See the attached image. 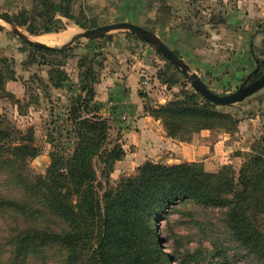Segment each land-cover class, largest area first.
Returning <instances> with one entry per match:
<instances>
[{"label":"rangeland","instance_id":"1","mask_svg":"<svg viewBox=\"0 0 264 264\" xmlns=\"http://www.w3.org/2000/svg\"><path fill=\"white\" fill-rule=\"evenodd\" d=\"M52 4L64 5L71 18L56 11ZM165 5L170 8L169 13ZM230 10L238 13L234 16L237 24L228 22L226 15ZM0 16H7L31 40L45 33H62L70 26L77 27L79 32L128 21L148 30L153 28L190 71L197 74L203 86L219 97L230 96L254 81L249 76L254 63L244 65L242 74L239 71L245 55L249 57L250 41L255 59L264 61V0H0ZM77 23L94 26L83 28ZM224 26L227 29L221 30ZM78 32L61 44L50 45L69 47L57 54L34 49L0 19V71L5 77H13L5 78L0 86V116L3 130L9 133L0 145L8 147L31 134L38 149L36 156L23 160L0 151V200L6 201L0 204V264H72L71 256L76 251L56 244L43 245L34 248L35 251L30 246L21 256L6 248L5 243L12 235L9 229L18 223L14 218H19L22 212L7 203H20L31 214L41 210L50 221L41 200L45 198L43 190L31 188L30 182L50 167L52 151L58 149L64 156L72 153L76 133L70 111L76 95L81 93V78L89 65L95 77L94 90L103 78L117 75L126 80L127 74L138 72L137 93L145 110L173 100L184 91H197L170 61L129 31L114 30L96 39L78 37ZM261 71L264 73V66ZM61 72L64 76L60 78L65 79L55 85ZM143 79L148 81L146 88L140 87ZM164 83L170 96L159 102L165 92ZM96 95L95 90L91 107L101 115ZM212 106L231 117L232 121L222 116L212 118L226 128L214 126L193 135L178 133L176 137L190 142L203 131L207 135L202 137H206L209 145L227 137L219 156L210 160L213 164L205 166L201 159L183 161L174 155H168L167 162H154L165 165L188 162L209 172L230 165L237 174L254 154L259 156L261 160L253 161L259 174L252 197L243 204L244 217L252 229L249 242H239L229 234L224 225V209L186 202L175 205L158 222L159 244L171 264H264V250L255 249L259 245L258 236H264V86L241 101ZM109 133L116 139L114 131ZM209 150L213 151L211 146ZM135 169L122 172L115 161L107 183L98 171L103 183L100 192L114 189L120 177L133 174Z\"/></svg>","mask_w":264,"mask_h":264},{"label":"trees","instance_id":"2","mask_svg":"<svg viewBox=\"0 0 264 264\" xmlns=\"http://www.w3.org/2000/svg\"><path fill=\"white\" fill-rule=\"evenodd\" d=\"M63 6L52 4V8L70 19L68 9ZM164 9L169 13L168 6L165 5ZM77 24L83 28L94 26ZM149 30L155 31L153 28ZM30 45L36 50L57 54L69 49L67 45L60 48ZM256 62L255 70L249 75L253 80L263 74L264 61ZM60 74L58 78L64 76L63 72ZM92 75L93 69L89 65L81 78V93L76 95L70 111L76 133L72 153L64 156L58 149L52 151L50 167L45 174L35 176L30 182L31 188L43 190L42 197L45 198L41 200L50 221L41 210L31 214L20 203H7L22 212L19 218H14L18 223L9 229L12 235L5 243L6 248L21 256L29 251L30 246L37 250L43 245L56 244L76 251L71 256L72 264H171L159 244L158 222L175 205L186 202L224 209V225L229 234L248 244L252 229L244 217L243 204L251 199L259 174L253 161L261 158L255 154L237 174L230 165L209 172L188 162L165 165L146 160L133 174L120 177L114 189L105 188L100 192L103 183L97 172L107 183L111 165L125 152L119 135L115 134L116 139L110 136L109 131L113 130L110 120L91 107L95 97V77ZM5 78L13 77H5L0 71V86ZM64 79L60 78L54 84ZM49 80L52 82L53 78ZM162 85L167 92V84ZM212 105L213 102L200 92L184 91L173 100L167 99L146 111L160 120L169 137L179 140L178 133L193 135L214 126L226 128L214 123L212 118L222 116L232 121L231 117L217 112ZM3 124L0 116V144L9 135L3 130ZM30 135L8 147L0 145V151H8L19 160L36 156L38 149ZM5 203L0 200V204ZM257 239L259 245L255 249L264 250V236L259 235Z\"/></svg>","mask_w":264,"mask_h":264},{"label":"crops","instance_id":"3","mask_svg":"<svg viewBox=\"0 0 264 264\" xmlns=\"http://www.w3.org/2000/svg\"><path fill=\"white\" fill-rule=\"evenodd\" d=\"M237 14L236 11L230 10L226 15L228 22L234 23V16ZM220 29L225 30L227 26ZM66 32L68 33L66 34ZM76 32H78L77 27L70 26L62 33H45L38 36H52L56 41L54 45H58L60 41L59 44L67 41ZM249 46V57L245 55V61L239 70L241 74L252 63L254 66L250 73L256 67L251 41ZM244 65L246 67H243ZM137 73L132 71L127 74L126 80H120L117 75L103 78L95 87L96 99L99 101V112L102 116L110 118L112 131L119 135V141L125 152L123 159L116 161L117 167L122 168V172H130L146 160L167 162L170 159L168 155H174L183 161L201 159L205 166L213 164L210 160L219 156L221 146L224 145L227 137L222 140L217 139L210 145L206 137H202L207 135L202 133L203 131L190 142H182L169 137L160 120L155 119L144 109L142 98L137 93L139 87V75ZM169 92V90L163 92L159 102H164L165 99L169 98ZM210 146L213 151L209 150Z\"/></svg>","mask_w":264,"mask_h":264},{"label":"water","instance_id":"4","mask_svg":"<svg viewBox=\"0 0 264 264\" xmlns=\"http://www.w3.org/2000/svg\"><path fill=\"white\" fill-rule=\"evenodd\" d=\"M0 19L7 22L11 31L16 34L19 38L30 43L34 46L43 47V48H54L53 46L47 45L40 41L31 40L29 36L25 33L21 32L14 24L8 19H5L0 16ZM114 30H125L129 31L147 43L154 47V49L163 55L166 59H168L173 66L181 71V73L187 78L190 84L194 87L195 90L200 92L205 98L209 99L213 103L217 105H228L231 103H235L241 101L245 97L251 95L258 89L264 86V73L252 81L245 87L239 88L234 94L225 97H219L209 92L203 84L199 81V78L195 72L190 71V67L177 55L173 50H171L154 32L142 27L140 25L134 24L128 21L114 22L104 25H99L90 29H82L79 31L76 36L82 37L85 39H96L104 34L114 31Z\"/></svg>","mask_w":264,"mask_h":264},{"label":"bare ground","instance_id":"5","mask_svg":"<svg viewBox=\"0 0 264 264\" xmlns=\"http://www.w3.org/2000/svg\"><path fill=\"white\" fill-rule=\"evenodd\" d=\"M70 32V31H69ZM68 32H66V34H67ZM71 33V32H70ZM65 34V33H64ZM72 35V34H71ZM70 35V36H71ZM69 37V36H68ZM63 38V37H62ZM66 38V37H65ZM35 39L36 40H38V41H41L42 43H45V44H47V45H54L55 43H56V41H55V38H53L52 36H38V37H35ZM56 40H57V38H56ZM68 40V39H67ZM63 41H64V39H63ZM61 42V41H60ZM59 42V43H60ZM58 43V42H57ZM58 43V44H59Z\"/></svg>","mask_w":264,"mask_h":264},{"label":"built area","instance_id":"6","mask_svg":"<svg viewBox=\"0 0 264 264\" xmlns=\"http://www.w3.org/2000/svg\"><path fill=\"white\" fill-rule=\"evenodd\" d=\"M147 85H148V81H147L146 79H143V80L141 81V88H142V87H143V88H146Z\"/></svg>","mask_w":264,"mask_h":264}]
</instances>
